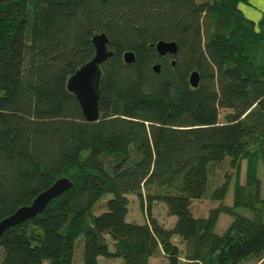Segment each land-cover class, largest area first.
Returning a JSON list of instances; mask_svg holds the SVG:
<instances>
[{"label": "trees", "instance_id": "trees-1", "mask_svg": "<svg viewBox=\"0 0 264 264\" xmlns=\"http://www.w3.org/2000/svg\"><path fill=\"white\" fill-rule=\"evenodd\" d=\"M249 1L0 0V222L57 180L70 182L40 214L3 232L0 264H264V208L255 205L264 16L245 18L239 5ZM96 34L113 54L101 66L99 118L88 122L66 82L93 57ZM159 41L174 42L176 55L160 57ZM224 161L237 172L234 204L252 215H235L216 234L230 208L195 216L191 205L222 202L229 175L217 186L211 176ZM106 195L105 211L94 215ZM132 195L143 224L125 220ZM154 202L175 217L171 228L151 215Z\"/></svg>", "mask_w": 264, "mask_h": 264}, {"label": "water", "instance_id": "water-1", "mask_svg": "<svg viewBox=\"0 0 264 264\" xmlns=\"http://www.w3.org/2000/svg\"><path fill=\"white\" fill-rule=\"evenodd\" d=\"M107 42L108 40L104 34L94 35L92 38L93 57L79 67L66 82L67 90L75 97L84 119L88 122L97 121L99 118L98 100L102 74L101 66L113 54L108 49ZM155 50L160 57L175 56L177 45L174 42L159 41L155 44ZM122 58L125 64H131L135 60L131 52H125ZM171 64L174 65V61ZM153 71L158 73L159 65L153 66ZM198 81L199 76L196 71H193L189 76L190 86L197 87ZM69 187L70 182L68 179L57 180L50 188L40 193L31 205L18 209L14 214L2 220L0 222V237L8 228L33 219L40 214L52 199L61 195Z\"/></svg>", "mask_w": 264, "mask_h": 264}, {"label": "rangeland", "instance_id": "rangeland-1", "mask_svg": "<svg viewBox=\"0 0 264 264\" xmlns=\"http://www.w3.org/2000/svg\"><path fill=\"white\" fill-rule=\"evenodd\" d=\"M250 2V1H249ZM223 116V111H221L220 114V119L222 120ZM236 170L232 168L228 161H224L220 167H218L212 174L211 176V183L212 186H217L221 184L224 180V177L226 175H229V184H228V191L225 196V198L222 200V202L219 201H213L211 197H207L205 200L202 201H193L191 205V210L192 213L195 216H206L208 214V211L211 208L218 207L220 204L229 207L230 212L233 213L231 214L230 212H224L221 211L219 214V217L217 219V222L215 224L214 231L216 234H222L225 232L226 228L232 221V219L235 217V215H244V216H251L252 211L248 209V207H245L243 205L239 204H234V183L236 179ZM239 183L243 185L246 180V162L242 161L240 163V170H239ZM257 177L260 179V193H259V199L264 201V167L261 164V161L259 165L257 166ZM250 188L247 189V192L249 191ZM252 189V188H251ZM213 192V190L210 189V186L207 190L208 192ZM252 202H254V190L252 189ZM110 198V195H106V197L101 200L94 208H93V214L98 215L99 213L105 211L104 204L107 201V199ZM247 202H250L249 199H246ZM256 202L255 205L258 208H264V202ZM264 210V209H263ZM151 215L159 222L161 223L164 228L168 229L171 228L174 221L175 217L174 216H168L167 215V209L165 204L159 203V202H154L151 205ZM146 213L145 210L141 209L140 202L136 196H129V205H128V212L125 217V220L127 222H133L137 224H143L146 221ZM264 219V217H263ZM174 242L179 244L178 239L174 238ZM81 249L82 245L80 241L76 242L75 250H74V255L78 253V256L80 258L81 254ZM110 249L112 251V247L110 245ZM73 255V256H74ZM80 262V259H79ZM98 264H121V260L118 258H102L100 257L98 260ZM149 264H167V261L165 258H151L149 260Z\"/></svg>", "mask_w": 264, "mask_h": 264}, {"label": "crops", "instance_id": "crops-1", "mask_svg": "<svg viewBox=\"0 0 264 264\" xmlns=\"http://www.w3.org/2000/svg\"><path fill=\"white\" fill-rule=\"evenodd\" d=\"M239 9L248 20L257 23L264 16V0H251L250 4H241Z\"/></svg>", "mask_w": 264, "mask_h": 264}]
</instances>
